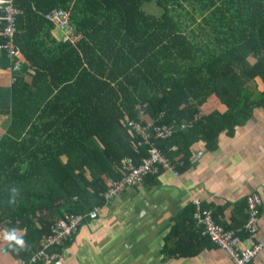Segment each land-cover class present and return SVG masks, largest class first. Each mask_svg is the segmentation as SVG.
<instances>
[{"label": "trees", "instance_id": "1", "mask_svg": "<svg viewBox=\"0 0 264 264\" xmlns=\"http://www.w3.org/2000/svg\"><path fill=\"white\" fill-rule=\"evenodd\" d=\"M11 2L20 12L12 44L22 70L32 72L29 79L22 70L15 73L10 122L0 136V257L9 255L15 264L39 248L58 218L102 207L109 181L121 177L116 169L123 158L138 163L131 149L136 139L123 120H139L140 108L143 123L160 126L198 116L193 127L155 140L180 164L179 174L190 166L197 125L208 145L238 126L232 114L217 108L242 118L264 110V0ZM152 3L158 15L146 12ZM55 8L68 11L81 35L75 46L61 42L44 18ZM199 34L208 39L204 45L195 41ZM238 78L252 88L237 85ZM193 211L192 203L176 217L164 252L194 255L205 239L216 247L200 236ZM188 218L196 230L187 240ZM10 229L23 246L9 247L3 234ZM195 239L200 245L191 248ZM66 245L53 249L58 254Z\"/></svg>", "mask_w": 264, "mask_h": 264}, {"label": "crops", "instance_id": "2", "mask_svg": "<svg viewBox=\"0 0 264 264\" xmlns=\"http://www.w3.org/2000/svg\"><path fill=\"white\" fill-rule=\"evenodd\" d=\"M52 33L59 36L57 31ZM9 60L0 51V136L6 133L10 122V87L19 72L7 71ZM22 71L27 79L32 77L31 71ZM30 89L36 91L32 85ZM217 109L224 116L232 114L238 121L232 134L222 133L213 145H208L204 129L197 125L190 166L185 171L174 177L161 170L144 184L126 188L104 203L94 220H85L73 239L59 250L56 262L35 264H233L224 250L207 241L194 255L166 253L165 238L176 217L195 200L211 210L219 224L228 229L240 228L246 220V197L251 193L261 198L256 241L264 242V110L256 108L249 118H242L227 109ZM139 113L143 119L145 109L140 108ZM171 128L177 131L174 125ZM185 226L187 234L183 236L188 240L196 228L190 218ZM238 235L245 238L243 232ZM190 243L191 248L200 245L196 239ZM174 249L172 246L170 252ZM34 253L23 264H29ZM0 264L15 262L8 255L0 257ZM250 264H264V249Z\"/></svg>", "mask_w": 264, "mask_h": 264}, {"label": "built area", "instance_id": "3", "mask_svg": "<svg viewBox=\"0 0 264 264\" xmlns=\"http://www.w3.org/2000/svg\"><path fill=\"white\" fill-rule=\"evenodd\" d=\"M19 15L20 12L12 5L11 0H0V51L5 52L10 59V65L7 67L10 74L22 69L17 51L12 44ZM44 18L54 26V31L59 33L57 38L61 42L75 46L81 39V35L70 23L68 11L55 8L46 13ZM14 80L15 78L11 76V81ZM197 119L198 116H195L191 122L174 125V127L177 130H187L197 123ZM124 125L132 138L136 139L131 149L134 155L138 156V163L135 162L133 156H126L122 159L119 168L121 177L118 180L109 181L103 194L104 203L117 197L126 188L144 184L149 176L161 170L171 172L174 177L179 176L175 166L180 164L173 162L155 145L156 139H165L173 133L171 126L143 123L141 118L139 120L126 119ZM141 148L145 149L146 155L140 156ZM193 205L192 219L200 235L207 237L217 248L224 250L233 264H250L264 249V242L256 241L261 206V198L257 193H251L246 197V220L238 229H224L221 224L215 222L211 210L202 209L200 202L196 200L193 201ZM100 209L101 207L94 206L86 214H65L58 218L51 227L50 234L29 259V264L39 261L56 262L58 254L53 248L68 244L85 220H94ZM239 232L244 233V239L239 237Z\"/></svg>", "mask_w": 264, "mask_h": 264}, {"label": "rangeland", "instance_id": "4", "mask_svg": "<svg viewBox=\"0 0 264 264\" xmlns=\"http://www.w3.org/2000/svg\"><path fill=\"white\" fill-rule=\"evenodd\" d=\"M151 6H152V7H151L152 10H151V11H148V10L145 8L146 12H147L148 14L158 15V14L160 13L158 7L155 6L153 3H152ZM148 7H150V6H148ZM197 21H199V17L197 18ZM189 29H193V30H195V32H196V34H197V30L195 29V25H194V24H190L189 27H188V30H189ZM195 41H196L199 45H204L205 42L208 41V39H207L206 37H204V36H200V34H199V36L197 37V39H195ZM244 55L247 56V57H249V54H248L247 51H246V54H244ZM236 71H237V70H234V72H236ZM236 73H237V72H236ZM235 82H236L237 85H242V86H245V87H247V88L251 87V84H250L248 81H246V80H242L241 78H238L237 80H235Z\"/></svg>", "mask_w": 264, "mask_h": 264}, {"label": "clouds", "instance_id": "5", "mask_svg": "<svg viewBox=\"0 0 264 264\" xmlns=\"http://www.w3.org/2000/svg\"><path fill=\"white\" fill-rule=\"evenodd\" d=\"M3 239L9 242V247H12L13 245L23 246L24 244L23 238L18 237L16 235L15 229H10L7 232H5L3 234Z\"/></svg>", "mask_w": 264, "mask_h": 264}, {"label": "bare ground", "instance_id": "6", "mask_svg": "<svg viewBox=\"0 0 264 264\" xmlns=\"http://www.w3.org/2000/svg\"><path fill=\"white\" fill-rule=\"evenodd\" d=\"M228 223V222H227ZM241 226V225H240ZM232 228V227H231ZM201 236V235H200ZM243 236V235H242ZM194 238V237H193ZM190 239V238H189ZM207 241V239H205ZM191 242V241H190ZM202 243V242H201ZM172 245V244H171ZM187 245V244H186ZM178 246V245H177ZM181 249V248H180ZM175 251V250H174ZM170 256V255H169Z\"/></svg>", "mask_w": 264, "mask_h": 264}]
</instances>
